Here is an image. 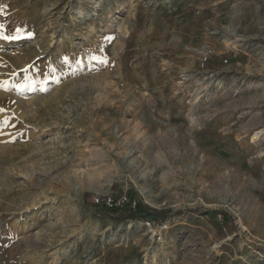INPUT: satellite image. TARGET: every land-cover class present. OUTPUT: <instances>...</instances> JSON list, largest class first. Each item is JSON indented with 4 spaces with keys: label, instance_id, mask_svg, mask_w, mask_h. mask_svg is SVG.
Returning <instances> with one entry per match:
<instances>
[{
    "label": "rangeland",
    "instance_id": "1",
    "mask_svg": "<svg viewBox=\"0 0 264 264\" xmlns=\"http://www.w3.org/2000/svg\"><path fill=\"white\" fill-rule=\"evenodd\" d=\"M0 25V264H264V0H0ZM128 194L173 212L119 221Z\"/></svg>",
    "mask_w": 264,
    "mask_h": 264
},
{
    "label": "trees",
    "instance_id": "2",
    "mask_svg": "<svg viewBox=\"0 0 264 264\" xmlns=\"http://www.w3.org/2000/svg\"><path fill=\"white\" fill-rule=\"evenodd\" d=\"M112 189L115 191V193L113 196H111V199L113 201L111 207H114V205H116V202L121 199V197H123V190L117 189V185L115 184L113 185ZM90 197V194L86 193L84 198L85 202H87L89 206L99 207L106 205L105 203L101 202L97 203L94 199L89 200ZM125 198L126 200H124V202L119 205L123 209L122 214L119 215V221L140 220L149 222L155 226L162 222L173 212V210L170 208H154L149 204L145 203L144 200L140 197L133 198L131 194L126 195ZM220 216L222 223H226V221L230 219L229 214L224 211L221 213Z\"/></svg>",
    "mask_w": 264,
    "mask_h": 264
},
{
    "label": "built area",
    "instance_id": "3",
    "mask_svg": "<svg viewBox=\"0 0 264 264\" xmlns=\"http://www.w3.org/2000/svg\"><path fill=\"white\" fill-rule=\"evenodd\" d=\"M97 201H99L98 199H97ZM107 203L109 204V205H112L113 204V201H112V199L109 197L108 199H107ZM118 203H120V202H118ZM117 204V203H116Z\"/></svg>",
    "mask_w": 264,
    "mask_h": 264
},
{
    "label": "bare ground",
    "instance_id": "4",
    "mask_svg": "<svg viewBox=\"0 0 264 264\" xmlns=\"http://www.w3.org/2000/svg\"><path fill=\"white\" fill-rule=\"evenodd\" d=\"M260 132H262V130H261ZM260 132H257V133L253 136L252 140H256V139L258 138ZM260 134H261V133H260Z\"/></svg>",
    "mask_w": 264,
    "mask_h": 264
},
{
    "label": "snow or ice",
    "instance_id": "5",
    "mask_svg": "<svg viewBox=\"0 0 264 264\" xmlns=\"http://www.w3.org/2000/svg\"><path fill=\"white\" fill-rule=\"evenodd\" d=\"M3 27H4L3 25H0V29H3Z\"/></svg>",
    "mask_w": 264,
    "mask_h": 264
}]
</instances>
